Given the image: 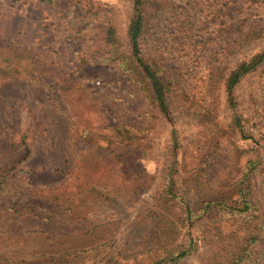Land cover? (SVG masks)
Returning a JSON list of instances; mask_svg holds the SVG:
<instances>
[{
	"label": "rangeland",
	"instance_id": "374dc122",
	"mask_svg": "<svg viewBox=\"0 0 264 264\" xmlns=\"http://www.w3.org/2000/svg\"><path fill=\"white\" fill-rule=\"evenodd\" d=\"M158 1L140 45L184 90L169 113L102 60L108 27L127 41L132 0H0V45L43 67L0 81L1 148L7 160L19 156L11 145L23 135L29 148L0 192V264H164L178 248L189 251L178 264H204L246 220L264 227V61L231 93L210 76L264 55V31L235 45L264 26V0ZM122 124L140 148L125 158L130 172L95 154ZM76 182L77 205L56 203ZM244 198L255 204L249 213L238 210ZM252 250L264 264V240Z\"/></svg>",
	"mask_w": 264,
	"mask_h": 264
},
{
	"label": "trees",
	"instance_id": "16d2710c",
	"mask_svg": "<svg viewBox=\"0 0 264 264\" xmlns=\"http://www.w3.org/2000/svg\"><path fill=\"white\" fill-rule=\"evenodd\" d=\"M38 1L42 3H52L53 1L57 0ZM160 4L161 2L158 0H132V14L129 18L125 31L127 41L123 42L121 40L114 27H108L103 37L107 52L103 55L102 60L108 63L110 62L114 68L122 71L123 73L129 74L132 78V81L143 91L147 99L155 103L160 112L169 113L171 103L174 99L179 100V97L181 95L183 96L184 90L178 86V83L175 82L169 70L165 66L161 65L157 59L154 57L147 58L143 56L140 45L145 34L147 23L152 15H155ZM263 31V25L251 28L243 33L238 40H236L235 45L248 44L252 42V40L260 37L263 34ZM235 45L232 47V49L235 48ZM124 46L127 47V51H124ZM4 47L5 46L0 45V81L7 78H33V72L43 69V67L38 66V62L33 61L28 52H24L23 50H20L16 47ZM19 53H21V55ZM22 58L29 60V63L22 64L20 60ZM263 61L264 55H257L247 60L240 61L227 71L224 69L223 75H220L213 70L210 73V76L212 79H215L216 82L218 78L223 77V85L225 90L231 93L239 81ZM69 79L70 78L65 81L64 86L62 87L66 86ZM71 80L73 79L71 78L70 81ZM99 111L103 113L102 107ZM78 137L81 140H85L84 138H90L83 134H80ZM122 137L124 138L121 139ZM132 137L133 134L131 133L130 126L126 124L117 125L113 128V136L109 141L110 145H108L107 149H104L100 144H97L96 148H99L100 152L95 154L106 160L108 159L109 155L112 154L114 155L113 160L120 162L122 165H124L125 169L129 171L126 168L127 163L125 158H129V156L136 157L139 153L138 151L140 150L139 146L133 145L131 142H129ZM117 139L119 143L122 144V150L114 153V141ZM87 142L90 143L91 140L89 139ZM11 146L14 149H19L20 153L19 156L14 157L11 160H7V157H5V154L7 153L6 149H2L0 143V192L3 191V189L6 188L13 180L12 177L17 173V166L26 158L29 153V148L25 143L24 135L21 136L20 141L17 144H12ZM91 146L92 148H95L93 144ZM14 170L16 171L13 173ZM131 171L132 174L135 173L136 175L143 177L136 173L134 169ZM75 184L74 191H62L60 194H57L54 197L55 202L58 203L60 196H62V203L65 205H77L79 202V194L82 190V185L77 182ZM63 185H65V182H62L59 187ZM90 190H92V187H90ZM166 193L168 195L172 193L170 186L166 187ZM250 199L254 201L255 198L252 196ZM245 200L247 199L244 198L241 201V203L244 204V207L238 210L240 212L249 213L250 207H255V204L251 200ZM183 202L184 204L182 205H185V213L187 214L188 218L192 213V209L188 205L187 201ZM221 203L222 201H212L206 203V205L210 206L212 204ZM244 225L245 227L240 232V236L234 240L233 244H228L224 251H222L223 255H221L219 251H215V253H212V255L204 264H259L260 258L256 257L255 251L252 250V245L264 240L263 224L259 223V225H257L255 221L246 220ZM166 228L167 227L165 226L164 230ZM163 235L166 237L167 232H165ZM158 239L159 242H161L159 236ZM160 246H163L162 243H160ZM178 249L179 251L175 253V255L171 256L169 261H166L164 264H178L179 261L189 253V251H184L183 249L180 250V248Z\"/></svg>",
	"mask_w": 264,
	"mask_h": 264
}]
</instances>
